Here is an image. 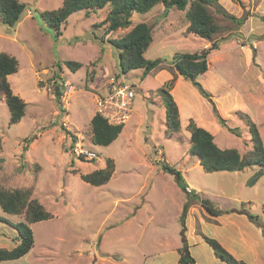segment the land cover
<instances>
[{
	"label": "rangeland",
	"instance_id": "rangeland-1",
	"mask_svg": "<svg viewBox=\"0 0 264 264\" xmlns=\"http://www.w3.org/2000/svg\"><path fill=\"white\" fill-rule=\"evenodd\" d=\"M20 1L26 9L15 26L0 20V52L18 60L17 71L7 80L26 103L20 121L9 124L8 107L0 97V186L30 188L32 198L52 217L30 224L31 253L21 261L0 264H179L183 240L195 264H227L204 236L229 239L230 253L243 255L244 246L234 234L237 228L262 246L254 229L264 231V175L253 185L246 183L257 166L208 172L196 166L199 159L189 152L186 125L172 135L165 132L163 89L178 102L186 90L202 97L188 80L177 84L179 74L170 64L173 56L211 44L187 32L185 12L171 7L164 15V6L158 3L147 13H132L128 27L105 35L107 24L100 22L106 10L89 15L76 11L57 33L39 13L59 7L63 0ZM217 5L227 17L217 6H208L219 26L212 40H226L209 53L208 69L197 81L225 120L224 125L218 121L205 98L208 115L214 119L206 130L219 147L236 148L243 155L253 143L246 116L256 125L264 146V0H218ZM142 21L152 29L145 58L164 61L145 75L142 68L118 75V50L107 40L121 37ZM65 60L81 66L73 71ZM118 80L133 84V112L109 145H94L90 118L95 113V94ZM56 84L62 89L60 100L53 93ZM180 110L186 122L204 119L202 113L189 118L181 105ZM81 148L96 157H81L76 151ZM107 159L112 160L114 171L106 183L93 186L81 179L80 174L105 167ZM155 160L179 171L194 192L182 190L175 176ZM203 204L219 213L211 215ZM232 214L233 222L224 220ZM20 217L0 208V247L18 243L10 223ZM243 261L264 264L259 257Z\"/></svg>",
	"mask_w": 264,
	"mask_h": 264
},
{
	"label": "trees",
	"instance_id": "trees-1",
	"mask_svg": "<svg viewBox=\"0 0 264 264\" xmlns=\"http://www.w3.org/2000/svg\"><path fill=\"white\" fill-rule=\"evenodd\" d=\"M158 3H162L164 6V15L168 13L171 7L184 11L185 20L187 21V32L211 41L210 46L200 50L175 54L170 64L177 74H180L185 80L191 82L198 92L209 100L212 111L218 118V121L224 125L225 120L219 116L210 93L197 81V77L208 69L207 57L209 53L219 48L220 40H226L225 37L212 40L213 36L218 32L219 26L209 11L208 6H217L218 11L223 13L221 11L222 8H219V5H217L218 0H63L59 7L41 11L39 15L49 26L55 28L58 33L60 25L67 20L69 15L76 11H83L86 15H89L97 10H106V15L100 24H107L104 31V34L107 35L119 28L128 27L131 23L130 16L132 13H147ZM25 9L26 4L20 0H0V20L8 26H15L20 21ZM224 15L226 16V13ZM99 38L101 42H105L103 36ZM151 41L152 29L149 24L143 21L136 23L121 37L107 40L108 43L112 44L118 50V75L126 74L138 68H142L143 75H145L164 61L162 58H145V51ZM64 63L73 71L81 66L80 62L74 60H65ZM57 64L58 67H61L60 63ZM17 69L18 60L15 56L3 51L0 52V97L2 96L4 98L8 107L9 124L19 122L25 114V101L12 92L9 81L7 80L8 75L16 72ZM171 80L173 82L174 79L172 78ZM169 85L172 86L171 81ZM163 92L166 123L165 132L168 135H172L180 130L179 111L171 93L166 89H163ZM53 93L55 98L60 100L62 89H59L58 84L53 88ZM245 118L249 122L253 143L251 149L243 155L236 148L219 147L214 141V136L191 119L186 127L190 132L189 152L198 157L199 163L204 170L208 172L221 170L233 172L247 166H257V171L246 181L250 186L255 184L260 176L264 175V146L254 122L248 116ZM122 126V124H109L98 113H94L90 118L91 143L100 146L109 145L117 138L122 130ZM231 130L234 132V129ZM65 132L70 134L67 130ZM1 162L2 158L0 157V167ZM154 162L160 164L164 171L172 173L182 190L188 194L193 193L186 191L187 185L179 171L175 170L174 167L169 166L164 161L160 162L159 160H155ZM113 167L112 160L107 159L105 167L86 174H80V177L83 181L93 186L101 185L109 180L114 171ZM31 195L32 191L30 188L8 189L0 186L1 210L7 214L23 217L22 220L10 223L17 231L18 243L11 248L0 247V262L15 260L24 256L33 247L34 243L30 224L52 217V214L43 204L38 199L32 198ZM187 206L188 203L184 205V212ZM204 207L211 215H217L219 213H216L209 204H205ZM241 212H244V210H241ZM249 216L253 219L252 215ZM258 226L260 225L258 224ZM262 233L264 234L263 230ZM204 240L213 248L214 253L220 259L227 262V264H246L243 260L236 259L216 239L204 236ZM183 242V246L178 248L180 254L178 263L195 264L193 257L189 254L188 245L184 240Z\"/></svg>",
	"mask_w": 264,
	"mask_h": 264
},
{
	"label": "crops",
	"instance_id": "crops-1",
	"mask_svg": "<svg viewBox=\"0 0 264 264\" xmlns=\"http://www.w3.org/2000/svg\"><path fill=\"white\" fill-rule=\"evenodd\" d=\"M185 79L179 74V77H178V79H177V84H178V82L180 83V82H182V84L185 82L184 81ZM191 83V82H190ZM192 87H193V85H192ZM194 88V87H193ZM200 96H202V95H200ZM174 98V97H173ZM202 98V99H201ZM174 100H175V102H176V104H177V107H178V111H179V120H180V127L181 128H184L185 127V125H187L186 123H188V122H186V119L187 118H182V116H181V110H180V105H181V109H182V111L184 112V113H186L187 111L189 112V118L192 116V117H195L196 118V116H198L199 114H203L204 115V119H199L198 118V120H196V123H197V125H199V126H202V127H204L205 129H208V127H209V125H208V122H209V124L210 123H212L213 124V122H214V119H211L212 117H210L209 115H208V113H209V106L210 105H204V103H205V101H203V100H205V98L202 96V97H199L193 90H190L189 92L186 90V94H184V97H179V102H180V105H179V102H178V100L176 99V98H174ZM210 109H211V107H210ZM202 121V122H201ZM189 132V131H188ZM189 135H190V132H189ZM196 164V166H200V163H199V161L198 162H196L195 163ZM189 188L191 189V192H194V189L191 187V186H189ZM197 193H200V192H197ZM234 215L232 214V215H227L226 217H224V220L225 221H227V220H229V221H231V222H233V220H232V217H233ZM238 216H242V215H238ZM244 218H245V216H243ZM20 219H23V217H20ZM256 227V226H255ZM254 227V228H255ZM237 228V227H236ZM255 232H256V236H257V238H261V245L262 246H260V243H259V241H257V240H254V241H256V242H251V241H249L247 238H245V236L243 235V232L239 229V228H237V230L234 232V234H238V237H239V239H236V240H238V241H240V242H242V244H243V246H244V248H243V250H245L246 252L243 254V255H235L234 257L235 258H240V259H243V260H245L247 263H249L250 261H252L255 257L256 258H264V242H263V239H262V237H263V233H262V231H261V229H260V227H256L255 229ZM222 232V231H221ZM231 235H233V234H225L224 236H231ZM232 240H234V239H232ZM218 242L228 251V252H230L229 251V244H230V240L229 239H226L224 242L221 240H219L218 239ZM258 242V243H257ZM259 244V245H258ZM34 246V245H33ZM33 249V247L28 251V252H30L31 253V250ZM27 252V253H28ZM26 253V254H27ZM177 250L175 251V254L177 255ZM179 255V254H178ZM22 257H24V256H22ZM22 257H20V258H18V259H15L16 261H21L22 260ZM178 259H179V257H178ZM6 261H8V260H6ZM10 261H13V260H10ZM145 264V263H144Z\"/></svg>",
	"mask_w": 264,
	"mask_h": 264
},
{
	"label": "built area",
	"instance_id": "built-area-1",
	"mask_svg": "<svg viewBox=\"0 0 264 264\" xmlns=\"http://www.w3.org/2000/svg\"><path fill=\"white\" fill-rule=\"evenodd\" d=\"M134 97L133 84L118 80L95 94V113L102 116L109 124H123L131 116L132 99ZM77 154L91 159L96 157V153L86 149H76ZM187 192H191L186 187Z\"/></svg>",
	"mask_w": 264,
	"mask_h": 264
},
{
	"label": "water",
	"instance_id": "water-1",
	"mask_svg": "<svg viewBox=\"0 0 264 264\" xmlns=\"http://www.w3.org/2000/svg\"><path fill=\"white\" fill-rule=\"evenodd\" d=\"M206 203V202H205Z\"/></svg>",
	"mask_w": 264,
	"mask_h": 264
}]
</instances>
